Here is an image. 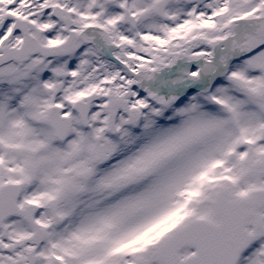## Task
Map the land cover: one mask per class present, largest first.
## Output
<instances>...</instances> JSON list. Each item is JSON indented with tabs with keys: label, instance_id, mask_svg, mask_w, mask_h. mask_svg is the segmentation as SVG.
Here are the masks:
<instances>
[{
	"label": "snow or ice",
	"instance_id": "snow-or-ice-1",
	"mask_svg": "<svg viewBox=\"0 0 264 264\" xmlns=\"http://www.w3.org/2000/svg\"><path fill=\"white\" fill-rule=\"evenodd\" d=\"M0 264H264V0H0Z\"/></svg>",
	"mask_w": 264,
	"mask_h": 264
}]
</instances>
